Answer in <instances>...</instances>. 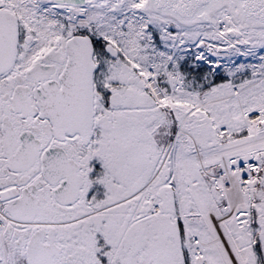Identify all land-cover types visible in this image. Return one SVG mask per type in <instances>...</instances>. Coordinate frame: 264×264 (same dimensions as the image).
<instances>
[{
    "label": "snow or ice",
    "instance_id": "6c2138e0",
    "mask_svg": "<svg viewBox=\"0 0 264 264\" xmlns=\"http://www.w3.org/2000/svg\"><path fill=\"white\" fill-rule=\"evenodd\" d=\"M0 264H264V0H0Z\"/></svg>",
    "mask_w": 264,
    "mask_h": 264
}]
</instances>
